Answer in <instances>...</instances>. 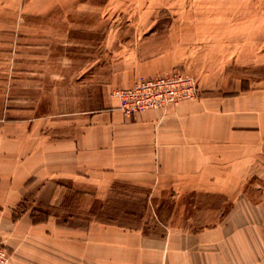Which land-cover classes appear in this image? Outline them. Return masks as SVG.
Listing matches in <instances>:
<instances>
[{
    "label": "crops",
    "instance_id": "0c3cea01",
    "mask_svg": "<svg viewBox=\"0 0 264 264\" xmlns=\"http://www.w3.org/2000/svg\"><path fill=\"white\" fill-rule=\"evenodd\" d=\"M217 1L192 7L218 9L219 19L193 8L184 20L153 22L165 28L128 41L109 75L97 63L72 98L6 94L0 82L8 264H264V75L245 72L264 63V51L250 50L248 25L234 35L226 29L229 6ZM178 65L196 79V97L133 116L118 108L115 89ZM116 182L146 187L148 202H196L208 193L226 206L222 214H175L184 219L161 232L101 221L96 214ZM200 216L208 223L189 222Z\"/></svg>",
    "mask_w": 264,
    "mask_h": 264
},
{
    "label": "rangeland",
    "instance_id": "374dc122",
    "mask_svg": "<svg viewBox=\"0 0 264 264\" xmlns=\"http://www.w3.org/2000/svg\"><path fill=\"white\" fill-rule=\"evenodd\" d=\"M215 3L219 1L0 0V82L8 85L6 94L31 97L39 93L46 100L51 92L58 100L72 98L76 93L74 86L87 73L94 72L97 63L104 62L105 74L109 75L111 68L122 62L116 57L129 51L128 41L134 43L155 29L165 28L162 23L153 26L156 20H184V14L193 8L198 14H206V20L219 19L218 9L198 11L196 6L192 7ZM227 3L231 25L226 29L234 35L246 29L241 23L248 25L250 50L264 51V0H227ZM256 33L259 42L251 38ZM240 45L233 43L237 50ZM240 63V59L233 61L234 74L240 73ZM174 67L181 66L170 69ZM246 68L249 75H264V63ZM18 83L25 87L16 89ZM51 85L56 89L50 91ZM147 196L148 189L144 186L116 182L100 210H106L110 217L126 225H145L161 232L171 220L184 219V215L175 214H222L226 206L223 196L208 193L198 195L196 202H181L167 196L153 203L148 202ZM208 220L200 216L189 222L202 226Z\"/></svg>",
    "mask_w": 264,
    "mask_h": 264
},
{
    "label": "built area",
    "instance_id": "2783aa9c",
    "mask_svg": "<svg viewBox=\"0 0 264 264\" xmlns=\"http://www.w3.org/2000/svg\"><path fill=\"white\" fill-rule=\"evenodd\" d=\"M199 93L196 79L178 67L154 76H137L127 87L117 88L113 94L118 108L127 115L150 108H165ZM9 255L0 242V264H8Z\"/></svg>",
    "mask_w": 264,
    "mask_h": 264
},
{
    "label": "trees",
    "instance_id": "16d2710c",
    "mask_svg": "<svg viewBox=\"0 0 264 264\" xmlns=\"http://www.w3.org/2000/svg\"><path fill=\"white\" fill-rule=\"evenodd\" d=\"M98 219H100L101 221H116L118 222L120 225H124V226H128V227H133V226H130V225H126L125 223L121 222V221H118L116 220L114 217H110V215H108L107 211L106 210H100L98 212ZM104 215H107L106 217H103Z\"/></svg>",
    "mask_w": 264,
    "mask_h": 264
}]
</instances>
